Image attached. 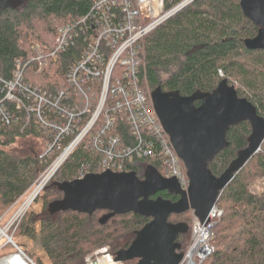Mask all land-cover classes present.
<instances>
[{"label":"trees","instance_id":"16d2710c","mask_svg":"<svg viewBox=\"0 0 264 264\" xmlns=\"http://www.w3.org/2000/svg\"><path fill=\"white\" fill-rule=\"evenodd\" d=\"M94 1L19 0L12 8H0V78L10 80L19 62H29L39 52L50 53L59 29L86 15ZM258 31L259 26L245 16L240 0L194 1L149 34L142 44L141 57L151 90L161 87L165 92L179 91L183 96H191L197 91L213 92L223 79H228L239 96L251 101L264 118V50H249L245 45ZM79 53L80 48L74 47L59 54L40 74L36 72L37 65L31 63L26 68V83L55 92L64 83ZM195 104L199 106L200 102ZM15 114L20 119L12 125L0 122V216L46 167L40 163L39 156L46 146L47 132L33 125L24 129V114L18 110ZM114 133L120 135L124 146L134 143L122 115ZM251 134L252 126L246 121L230 128L229 147L209 165L215 176H221L239 152L248 147ZM23 138L37 140L41 150L37 151V145L13 148ZM160 147H155L156 158L127 162L125 171H135L143 179L146 168L153 165L165 176L166 159ZM103 157V152L94 148L88 137L47 188L42 212H31L18 230L19 235L40 241L51 264H85L87 256L102 247H108L116 255L128 248L137 231L151 221V218L129 213L102 225L99 220L107 211H96L92 215L71 210L49 213L48 205L63 198L54 183L78 179L87 170L102 173ZM262 179L264 142L218 200L224 215L215 229V252L204 264H264V189L258 193L251 189ZM159 194L172 201L179 198L167 191ZM169 220L191 226L192 212L173 214ZM38 223H41L39 233ZM190 240V231L179 236L181 252L188 249ZM39 264L44 263L39 260Z\"/></svg>","mask_w":264,"mask_h":264},{"label":"built area","instance_id":"2783aa9c","mask_svg":"<svg viewBox=\"0 0 264 264\" xmlns=\"http://www.w3.org/2000/svg\"><path fill=\"white\" fill-rule=\"evenodd\" d=\"M196 0H95L90 11L59 29L54 49L19 62L10 80L0 78V122L12 125L24 114L26 125L47 132L39 156L46 164L32 185L0 216V264H39L21 245L16 233L43 198L75 150L91 137L103 152L104 171H125V163L156 158V145L166 159L165 177H175L184 190L190 180L186 167L158 118L146 76L141 47L146 37ZM74 47L79 57L55 92L26 83V68L37 65L40 74L50 60ZM223 76L222 71L220 72ZM14 108V110H13ZM124 116L132 145L122 143L116 130ZM89 174L83 172L79 178ZM78 178V179H79ZM224 215L218 202L206 221L194 212L191 240L180 264H204L215 252V229ZM85 264H128L117 261L108 247L89 254Z\"/></svg>","mask_w":264,"mask_h":264},{"label":"water","instance_id":"95a60500","mask_svg":"<svg viewBox=\"0 0 264 264\" xmlns=\"http://www.w3.org/2000/svg\"><path fill=\"white\" fill-rule=\"evenodd\" d=\"M18 1L0 0V8H12ZM240 5L245 16L259 26L258 34L245 41L246 47L264 50V0H240ZM152 99L155 112L186 167L190 180L188 190L182 188L177 178L165 177L153 165L146 168L143 179L135 171L106 170L72 181L55 182L63 198L51 202L48 211L52 215L69 210L88 215L107 211L99 220L102 225L129 213L151 218L137 231L131 245L116 253V260L136 261L134 264H180L184 252L178 239L189 233L190 226L186 222H171L170 216L194 212L202 222L207 220L224 189L260 151L264 142V118L251 101L239 96L228 79H223L213 92L197 91L191 96L157 87L152 91ZM197 101L199 106L195 104ZM244 121L252 126L248 147L239 152L221 176H215L210 163L229 147L230 128ZM164 191L180 199L152 198Z\"/></svg>","mask_w":264,"mask_h":264},{"label":"rangeland","instance_id":"374dc122","mask_svg":"<svg viewBox=\"0 0 264 264\" xmlns=\"http://www.w3.org/2000/svg\"><path fill=\"white\" fill-rule=\"evenodd\" d=\"M24 145L25 146L26 145H37V148H36L37 151L41 150V145H39L38 141L34 139H29V138H23L21 140H18V144L15 145L13 148H16L17 146H19L20 148L21 146H24ZM251 189L252 191L256 193L261 192L264 189V179L253 184ZM42 208H43V198L41 199L39 204H37V206L33 209V212L36 214H40L42 212ZM36 228H37V232L39 233L41 230V223H38ZM16 238H17V241L21 245H23L27 250H29L38 261L42 260L44 264H51L45 251L41 248L40 241H38L37 238L31 239L26 236L19 235L18 232L16 233Z\"/></svg>","mask_w":264,"mask_h":264},{"label":"flooded vegetation","instance_id":"af4514ba","mask_svg":"<svg viewBox=\"0 0 264 264\" xmlns=\"http://www.w3.org/2000/svg\"><path fill=\"white\" fill-rule=\"evenodd\" d=\"M160 196V194L158 195L157 194V196H153L152 198H157V197H159ZM178 196V195H177ZM165 199H167V198H165ZM180 199V196H179V198H178V200ZM169 200V199H168ZM178 200H176V201H178Z\"/></svg>","mask_w":264,"mask_h":264}]
</instances>
